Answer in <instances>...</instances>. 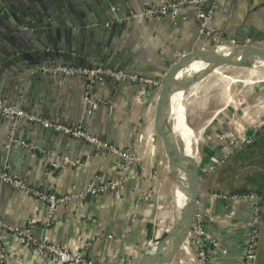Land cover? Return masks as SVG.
I'll use <instances>...</instances> for the list:
<instances>
[{
	"label": "crops",
	"instance_id": "1",
	"mask_svg": "<svg viewBox=\"0 0 264 264\" xmlns=\"http://www.w3.org/2000/svg\"><path fill=\"white\" fill-rule=\"evenodd\" d=\"M164 1L167 0H122L118 5V14L126 16L127 21L123 27L116 29L113 38L114 50L110 61L116 63L115 69L151 79L165 48L167 58L173 50L188 48L199 42L195 9L189 10L185 21L160 18L138 22L129 18L146 5ZM208 29L213 36L225 43H234V46L264 47V0H221ZM71 31H74L76 40H84V27ZM89 63L85 61L84 66ZM163 68L164 64H160L159 69ZM45 78H50V81L41 83L36 89V100L41 107L35 113L63 125L81 126L102 141L134 152L138 158L135 169L139 179L128 181L115 191L56 208L49 227L45 224L48 216L45 205L0 184V220L8 226L29 230L36 240L46 239L103 264H125L127 259H133L137 264L149 254L151 244L159 243L163 234L159 225L161 210L169 207L177 213L157 192L149 175L152 157L148 154V145L155 101L153 87L117 81L91 84L81 77L62 78L58 75ZM0 101L8 104L4 99ZM87 106L91 107L92 113H87ZM252 110L255 116H264V104ZM28 111L31 113V110ZM225 112L222 115L217 113L211 126L206 125L203 140L207 139L211 148L217 144V134L232 122L229 110ZM243 121V125L254 122L250 116ZM237 125L238 128L234 124L236 132L243 134L244 126ZM10 137L31 141L42 149L51 150L58 158L77 160L79 165L75 168L60 166L54 175H50V167L37 153L16 145L7 147ZM225 143L231 145L229 141ZM85 144L58 132L47 133L41 125L24 120L18 121L13 128L0 118V153H5L7 161L3 169L26 179L32 187L46 188L57 195L73 193L91 182L100 183L115 177L116 159L108 153L89 151ZM226 144L224 146L229 148ZM211 150L202 157L200 168L203 178L198 186L197 205L205 217L210 238L218 241L226 253H210L205 264H240L253 205L264 202V188L255 181L253 192H258L256 196L231 194L235 186L229 185L230 174H224V163L222 166L213 164L221 150L218 151L215 146ZM228 155L232 156V151ZM229 156L226 154L221 158ZM261 158V155L254 156L255 178L264 174ZM211 166L215 167L209 171ZM163 183L174 191L167 164L163 171ZM150 185L155 193L150 200H144L142 194ZM214 193L227 197L214 199ZM0 255H3V264H49L37 262L30 248L16 244L5 231H0ZM190 256L191 251L182 246L172 264H181ZM259 263H264V224L261 222L255 264Z\"/></svg>",
	"mask_w": 264,
	"mask_h": 264
},
{
	"label": "water",
	"instance_id": "2",
	"mask_svg": "<svg viewBox=\"0 0 264 264\" xmlns=\"http://www.w3.org/2000/svg\"><path fill=\"white\" fill-rule=\"evenodd\" d=\"M121 2L122 0H95V3L93 0H3L0 4V99L6 100L14 108L29 113L28 110H31V114H36L37 108L41 107L36 100V89L41 83L50 81L46 76L54 77L45 72V69L84 66L87 60L91 68L106 66L115 69L116 63L110 61L114 50L113 38L116 29L123 27L127 21V17L120 16L116 10ZM78 27L85 29L84 40L74 38V31L71 30ZM164 50L158 60L159 66L164 64V68L160 70L158 66L151 77L155 101L148 145V154L152 157L149 175L157 192L177 212L199 245V250L181 264H199L211 253V238L205 217L197 205L198 166L191 157L187 158L180 151L174 141L170 124L171 85L162 76H168L194 63H199L209 72L219 68L256 71L264 68V47L216 46L197 42L188 48L173 50L167 58L166 48ZM182 84L185 90L192 83L184 80ZM176 86L179 87H173L177 88ZM91 110L90 106L86 107L88 114L92 113ZM44 130L56 133L52 129ZM78 140L86 143L83 139ZM85 145L89 151L92 149L89 144ZM176 156L188 162V167L192 168L194 188L189 200L182 199L169 185L163 183L166 164L174 179H178L180 168L176 166ZM6 162L5 153L1 152L0 169L4 168ZM163 241L164 239L154 248L152 254L144 255L137 264H152L154 259H158L157 250ZM180 244L181 240H178L166 250V255Z\"/></svg>",
	"mask_w": 264,
	"mask_h": 264
},
{
	"label": "built area",
	"instance_id": "3",
	"mask_svg": "<svg viewBox=\"0 0 264 264\" xmlns=\"http://www.w3.org/2000/svg\"><path fill=\"white\" fill-rule=\"evenodd\" d=\"M221 0H167L158 4H149L144 6L138 13L130 16L138 22L151 19L169 18L172 20L185 21L188 17L190 9H195V19L197 23L196 37L199 42H207L216 46H234V43H225L221 38L212 35L208 29V25L213 17L214 11L218 7ZM52 75L65 77H81L89 81L91 84L102 85L106 81L129 82L140 86H152L150 78L129 74L120 69H112L108 67L91 68L89 66H62L50 67L44 70ZM89 91L85 93V99H88ZM111 108V106H109ZM0 118L9 122L13 128L20 120H24L30 124H39L45 129H52L55 132L66 135L72 139H83L91 148L98 153H108L116 159L114 168L115 177L107 179L104 182H91L85 188L73 193L65 195H57L54 191L46 188H35L30 186L26 179L16 177L8 173L4 169H0V184L13 189L20 195L31 197L35 201L42 203L47 209L46 226H50L53 222V212L58 207H66L70 203L78 202L92 196L115 191L124 183L139 179L136 172L138 158L136 154L128 149L119 148L106 141H102L97 137L92 136L87 130L81 126H67L53 120L45 119L41 115L31 114L24 110L14 108L0 101ZM264 124V117L261 118L256 127H261ZM254 125L252 129V137L258 131ZM250 135V134H249ZM221 136V135H220ZM219 136V137H220ZM252 137L246 136L241 139L242 143H250ZM225 138V137H224ZM230 143L236 138L229 137ZM16 145L29 152L37 153L50 167L49 174L54 175L56 168L64 166L66 168H75L79 165V161L70 160L67 157L58 158L51 150H46L38 147L31 141L22 138L10 137L7 147ZM226 158V157H225ZM225 158L215 159L213 163L219 166ZM223 159V160H222ZM215 166H211L213 170ZM143 168V167H142ZM144 170V168H143ZM155 191L152 185L142 194L144 200H150ZM214 199H225L227 196L223 194H212ZM231 197H235L231 196ZM252 218L249 230L246 237L245 246L241 256L240 264H255L256 248L259 236V217L258 206L253 205ZM0 231L7 232L15 241L16 244L30 248L37 262H45L49 264H103L94 261L84 256L72 252L65 246L48 242L46 239L36 240L31 232L27 229L8 226L0 220ZM112 238L111 236H108ZM154 250L153 245L148 249ZM224 255L226 253L222 245L211 239V253ZM208 257L204 258L199 264H205ZM3 255H0V264H3ZM125 264H136L133 259H127Z\"/></svg>",
	"mask_w": 264,
	"mask_h": 264
},
{
	"label": "rangeland",
	"instance_id": "4",
	"mask_svg": "<svg viewBox=\"0 0 264 264\" xmlns=\"http://www.w3.org/2000/svg\"><path fill=\"white\" fill-rule=\"evenodd\" d=\"M259 104H264V68H259L256 71L219 68L199 82L191 84L184 90L183 99L181 101L182 113L186 127L192 134L191 153L188 156L191 157L198 166L199 183L201 178H203L200 166L205 152L207 153L208 151H213L211 149L215 146L218 151L221 150L220 156L218 157V159H220L226 154L229 156V152L232 151L233 154L243 145L251 143H242L241 139L245 138L247 135L252 137V131H250L252 129L251 127L253 125L256 127L257 122L264 117L255 116L253 113L252 109ZM227 110H229V117L232 122L230 126L226 127L225 130L222 129V132L217 134V144H213V147L211 148L207 143V139L203 140L206 133V125L211 126L213 117L217 115V113L222 115V113H226L225 111ZM248 116L254 120V122L250 124L252 126L242 124L244 122L243 119L248 118ZM171 123L172 121L170 119V124ZM234 124L237 128V124L241 126L243 125L245 132L243 134H238L235 130L236 128L234 127ZM256 128H258L257 132H259L264 128V124L261 127ZM229 137L236 138V140L231 143L232 146L225 143L226 141H229L230 143ZM173 138L177 147L183 154H185L183 149L184 143L180 140L179 135L173 133ZM224 144L230 147L228 148L227 146H224ZM263 148L264 135L258 139L256 145L254 146V150L258 151ZM262 166H264V159L262 161ZM252 180V183L254 182L253 187L256 181L257 185L264 188V174L258 176L257 178H252ZM230 184H234V186L236 184V186L242 190L248 186L247 177L245 178L243 174L234 176L229 182V185ZM161 211L162 212L159 216L161 217V221L159 225L160 228L163 229V234L158 240L159 243L153 245V248L162 242L164 237L167 235L164 232L169 233L173 229L176 221L177 213L173 212L169 207L163 208ZM152 253L153 251L150 250L148 255Z\"/></svg>",
	"mask_w": 264,
	"mask_h": 264
},
{
	"label": "bare ground",
	"instance_id": "5",
	"mask_svg": "<svg viewBox=\"0 0 264 264\" xmlns=\"http://www.w3.org/2000/svg\"><path fill=\"white\" fill-rule=\"evenodd\" d=\"M221 52L226 53L225 51ZM213 72H209L204 68V66L200 65L199 63H194L180 70H177L168 76L164 75L162 78L171 85L169 99L170 115L171 121L173 123H171L172 131L174 134H178L180 140L184 143L183 149L187 158L191 153L192 134L191 131L186 127L184 116L182 113L181 101L184 94V84L182 83L184 80L192 84L197 83L202 80L204 76L206 77ZM175 85H179V87L176 86L177 88H174L173 86ZM174 159L177 163L176 166L180 168H177L179 170L178 172H180V174L177 172L178 181L174 179V175L170 172V176L174 185V191L175 193L179 194L182 199L185 198L186 200H189L194 188L192 168H189L188 166H190V164L188 162L182 161L180 157L176 156ZM178 240H181V244L177 246L173 252L166 255V250L173 246ZM182 246L187 248L188 252L191 251L190 257H192L199 250V245L194 240L191 232L186 228V226L182 223L179 216L177 215L173 229L168 233L167 236H165L162 246L157 250L156 255L158 256V259H154L152 264H172Z\"/></svg>",
	"mask_w": 264,
	"mask_h": 264
},
{
	"label": "trees",
	"instance_id": "6",
	"mask_svg": "<svg viewBox=\"0 0 264 264\" xmlns=\"http://www.w3.org/2000/svg\"><path fill=\"white\" fill-rule=\"evenodd\" d=\"M264 135V128L256 132L253 135V139L251 140V143L248 145H243L238 151H235L232 156H229L227 159H224V167L222 168L224 170V174H230L229 182L232 180L234 176H239L243 174L245 178L247 177L248 186L244 189H239L236 184L233 190L231 191V194L239 195V196H256L258 192H253V183L252 178H255L254 171H255V163H254V156L259 155L262 156L261 160L264 159V148L261 150H254V146L256 145V142L259 138H261ZM264 168V166H261ZM233 185V184H230ZM251 185V186H250ZM258 206V217L259 222L264 224V202L257 204Z\"/></svg>",
	"mask_w": 264,
	"mask_h": 264
}]
</instances>
